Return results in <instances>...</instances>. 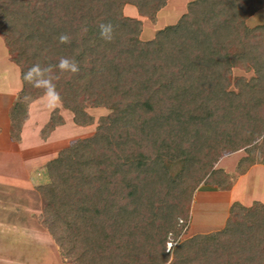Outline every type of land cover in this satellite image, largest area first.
<instances>
[{"label":"trees","instance_id":"1","mask_svg":"<svg viewBox=\"0 0 264 264\" xmlns=\"http://www.w3.org/2000/svg\"><path fill=\"white\" fill-rule=\"evenodd\" d=\"M168 2L0 0V35L21 80L13 139L45 95L82 127L94 123L89 108L110 111L49 164L41 221L75 264H264L259 202L234 203L221 230L181 241L198 187L227 191L237 178L217 168L220 159L244 151L237 175L264 165V23L248 24L264 0H192L175 24L143 41L142 20L125 7L154 21ZM109 22L110 42L100 36ZM61 57L79 71L53 68L47 85L24 79ZM235 68L253 76L234 77ZM62 123L56 109L45 131Z\"/></svg>","mask_w":264,"mask_h":264},{"label":"crops","instance_id":"2","mask_svg":"<svg viewBox=\"0 0 264 264\" xmlns=\"http://www.w3.org/2000/svg\"><path fill=\"white\" fill-rule=\"evenodd\" d=\"M163 10L158 13V16ZM124 12L132 19L137 18L143 21L145 18L141 17L135 8L130 10L128 6L125 7ZM20 90L21 88L10 93L0 92L2 115L0 116V264H75L62 256L46 226L42 221V224L38 223L35 217H40L41 220L45 209V198L41 193V188L51 182L49 164L56 161L61 152L67 149L73 141L80 139H70L62 132L66 129L71 131L85 129L84 131H88L86 137H89L96 132L94 128L92 129L94 123L86 127L76 125L72 113L71 118L64 116L65 111L68 110L62 108L57 98L45 95L30 104L28 119L19 134V140H15L11 134L9 113ZM56 109L59 110L63 123L46 132L45 128L50 123L52 113ZM72 121L74 126L71 125ZM66 124H70V128ZM41 133L43 137L39 138ZM66 138L70 140L66 146L63 149L57 148L58 144L62 143L61 141H66ZM36 139L40 142L38 147L30 149L26 147L27 140ZM39 153L43 154L39 156ZM233 155H238V153L225 156L219 162L225 163V159ZM241 157L242 155L238 161ZM238 161L232 169H228L224 164L226 171L235 174ZM42 169H45L47 173L48 182L39 184L35 171ZM198 188L192 207L212 202L214 208H207L208 211L202 214L205 217L209 216L211 221L217 222L219 228H223L234 203L247 208L253 207L256 202L264 205V165L255 164L245 174L237 175L231 189L227 191L210 186ZM41 197L44 200L42 210L37 208Z\"/></svg>","mask_w":264,"mask_h":264},{"label":"rangeland","instance_id":"3","mask_svg":"<svg viewBox=\"0 0 264 264\" xmlns=\"http://www.w3.org/2000/svg\"><path fill=\"white\" fill-rule=\"evenodd\" d=\"M189 1H192V0H171L169 5L166 7V9H164L159 14V16L157 15L156 20L153 21L151 19L144 18V20L142 21L143 22V33L141 35V39L143 41L151 40L154 38L157 31H159L160 29H163L166 26L175 24L180 18V16L187 11L186 4ZM128 7L130 10H133L134 8L133 6H130V5ZM248 20H249L248 24L250 26L263 24L264 23V10L260 11L259 13H257L255 16H253L251 19H248ZM233 76L234 77H245L246 76V78H250L253 76V72H246L242 68H235L233 71ZM18 88H21L19 68L17 67V65H15L12 62L8 49L5 45L4 39L0 35V92L6 91L10 93L11 91H15V89H18ZM88 111L94 118V126H92V129L94 128L95 131L97 130L98 120L101 117L106 116L107 114L110 113L109 110H106L103 108H89ZM0 116H2L1 112H0ZM64 116H66L67 118H71L72 114L69 111H65ZM66 125H68V128H70L69 127L70 124H66ZM71 125L74 126L73 121L71 122ZM81 130L77 129V130L71 131L69 129H66V131H63V132L61 131V132L63 134H67L70 139L86 137L88 131H84L85 129H81ZM40 135H39V138L43 137L42 136L43 133H41ZM67 139L68 138H66V141L65 140L61 141L62 143L61 144L59 143L60 145L58 144L57 148L59 147L60 149H63V147L66 146V143L70 141ZM25 144H26V147L30 149L32 147H38L40 142L39 140L37 141V139L31 140V141L27 140ZM39 152H41V150ZM236 153H238V155H233L232 157L225 159V163L219 162L217 165V168H220L226 171V168L224 167L226 165L228 169H232V166L233 167L235 166L236 161H238V158L241 155L242 157L245 155L244 151H238ZM41 154L39 153V156H41ZM35 175H37V183L44 184L48 182V176H47L45 169H42L41 171H35ZM232 175L233 177H237V166L235 167V174H232ZM202 186H205V185H202ZM38 202H39L38 203L39 205L37 206V208L42 210L44 207V200L42 199V197L41 199L38 200ZM192 206H193V202H192L191 211H190V214H191L190 222H189L187 230L181 236V241L187 240L188 238L193 237L195 235L209 234L211 232L222 229L221 227L219 228L217 226L218 224L216 221L213 222L211 221V218H209V216L205 217L203 216L204 214H202L203 212L208 211L207 208H210V207H212V209L214 208L212 202H210L209 204L203 203V204H199L196 206L194 205V207ZM35 218L36 220H38V223L42 224L40 217L39 218L35 217ZM172 246L173 244L171 243L168 244V250H171Z\"/></svg>","mask_w":264,"mask_h":264},{"label":"clouds","instance_id":"4","mask_svg":"<svg viewBox=\"0 0 264 264\" xmlns=\"http://www.w3.org/2000/svg\"><path fill=\"white\" fill-rule=\"evenodd\" d=\"M100 36L105 41H112L114 39V26L112 23H106L100 25ZM59 42L61 44L69 43L70 37L68 34H61L59 36ZM59 69L60 73H76L79 71V65L74 59H70L68 57H61L59 62L56 65L49 66L48 69L42 70L40 65H33L27 72L24 74V79L26 81L32 82L35 79V83L37 85L40 84H51L52 79L54 78L51 73L52 69ZM47 71L50 75L47 80L36 79L37 77L43 76V73ZM54 88V85H52ZM51 90V89H50Z\"/></svg>","mask_w":264,"mask_h":264}]
</instances>
